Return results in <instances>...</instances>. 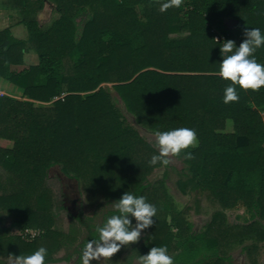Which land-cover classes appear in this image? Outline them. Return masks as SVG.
I'll list each match as a JSON object with an SVG mask.
<instances>
[{
	"label": "trees",
	"instance_id": "16d2710c",
	"mask_svg": "<svg viewBox=\"0 0 264 264\" xmlns=\"http://www.w3.org/2000/svg\"><path fill=\"white\" fill-rule=\"evenodd\" d=\"M45 1L55 9L40 26ZM161 2L0 0L1 8L20 12L29 33L24 41L9 29L0 32V77L22 92L21 98L0 95V210L13 215L17 226L39 231L28 241L0 226V259L43 245L49 264L58 262L54 255L64 237L54 229V196L46 186L54 167L94 195L116 200L130 191L154 203L156 223L146 229L142 254L166 245L168 252L181 253V261L198 253L206 255L198 264H226L235 245L264 242V87L240 90L238 102L225 104L228 82L216 74L219 42L232 39L239 46L245 26L264 31V0H184L166 12L159 11ZM28 52L38 55L39 64L12 70L24 65ZM256 56L264 63V48ZM112 91L146 133L196 130L199 145L190 149L192 158L181 155L188 175L182 172L179 184L209 191L221 206L204 232H193L185 211L174 205L167 173L150 180L170 164H149L158 149L126 123ZM240 207L254 220L229 224L223 210ZM91 236L92 228L81 246ZM243 250L253 256L257 245Z\"/></svg>",
	"mask_w": 264,
	"mask_h": 264
},
{
	"label": "rangeland",
	"instance_id": "374dc122",
	"mask_svg": "<svg viewBox=\"0 0 264 264\" xmlns=\"http://www.w3.org/2000/svg\"><path fill=\"white\" fill-rule=\"evenodd\" d=\"M46 4L47 3H44L43 7L45 13L40 19V23L43 26L48 24V19L51 16L52 10L55 8L54 4L51 2L49 5ZM11 10L15 14V20L20 22L22 19L20 12L15 9ZM138 12L139 14H143L144 7L139 6ZM225 24L228 29H232L234 22L232 19L226 18ZM214 31L217 32L218 38H222L216 28H214ZM186 35V32L182 34V36ZM178 37H181V35H174L172 38ZM2 92L7 96L14 95L9 90H3ZM112 99L122 112L126 123L135 127L140 132L143 139H147L158 149L156 137L144 132L134 123V119L127 113L121 99L114 91H112ZM261 114L264 119V109L261 110ZM226 130L228 132L233 130L232 121L227 122ZM170 160V166L167 169H156L150 176V180L154 182L163 179L164 175L167 173L165 185L174 205L179 211H185V218L191 223L193 232H204L215 212L222 211V208L218 202L214 201L210 192L207 190H192L189 187L182 189L179 182L180 180H185V176H183L184 173L182 172L187 171V167L183 162V157L171 156ZM187 172L185 174H187ZM46 186L52 191L54 196V229L60 232L64 237L62 246L54 255V258L58 260V262L54 264H68V262H71V264H78V257L80 249L82 248L81 244L88 237L91 228L90 225L102 223L106 215L112 214L115 211L112 208V202L115 200L106 198L102 194L94 195L91 189L63 175L59 167H54L49 171V178L47 179ZM223 211L226 214L227 222L231 225H246L254 220V215L250 214L243 207ZM133 222L135 223V221ZM0 226L10 228L12 235H20L28 241L34 240V238L39 235V231L24 229L21 226H17L14 223V216L1 210ZM28 230L35 233H31L30 235V233L27 232ZM146 236L147 231L145 229L142 231L139 241L133 243L131 247L121 248L111 258H101L99 261L93 260L92 264H140L139 256L143 255L141 250L145 243ZM251 244L257 245V251L253 256H250V254L243 250L244 245ZM244 245L237 244L228 250L229 258L226 264H264V242H255L254 240L248 239ZM178 252L177 250L169 252V254L174 257L176 264H198L201 258L206 256L205 254L196 253L194 257L186 258L184 261H181V253ZM9 258H12L14 262L12 263L15 264V258ZM1 261L3 264H8L7 259H0V262Z\"/></svg>",
	"mask_w": 264,
	"mask_h": 264
},
{
	"label": "clouds",
	"instance_id": "9594fccd",
	"mask_svg": "<svg viewBox=\"0 0 264 264\" xmlns=\"http://www.w3.org/2000/svg\"><path fill=\"white\" fill-rule=\"evenodd\" d=\"M184 0H162L159 11L180 8ZM245 39L237 46L232 39L219 42L222 60L217 75L227 81L223 90V102L229 104L240 100V90L259 91L264 87V63L256 53L264 48V31L259 27L243 28ZM158 152L152 154L149 164L168 166L170 157L192 158L190 149L199 145L196 130L189 127H175L154 132ZM115 210L106 215L102 223L90 225L92 239H88L80 249L78 264H92L93 260L111 258L121 248L131 247L141 238L142 231L156 223L157 206L146 196L125 191L112 202ZM135 221V223L133 222ZM140 264H176L166 245L154 246L139 256ZM15 264H49V251L41 245L30 254L15 257ZM71 264V262H68Z\"/></svg>",
	"mask_w": 264,
	"mask_h": 264
},
{
	"label": "crops",
	"instance_id": "0c3cea01",
	"mask_svg": "<svg viewBox=\"0 0 264 264\" xmlns=\"http://www.w3.org/2000/svg\"><path fill=\"white\" fill-rule=\"evenodd\" d=\"M45 3H47L46 5H49L50 1H45ZM54 9L52 10L51 16L49 17L48 21H50ZM44 13H45V9H43L41 12L38 13L39 23H40V19H41L42 15ZM14 16H15V14L11 9H5V8L0 7V32L5 30V29H9L11 31L13 37H15L16 39L25 41L29 37L28 30L21 22L16 21ZM40 26H43V25L40 23ZM38 64H39L38 55H36L33 52H28V53H25V55H24V65L12 66V70L21 71L24 68H28L29 66L38 65ZM3 90H7V91L9 90L10 92H12L14 94V95H11L12 97L21 98V96H22V94H21L22 92H21V90H19L18 87H16L15 85L10 83L9 81L0 77V94H2V95H4L3 94L4 92H2ZM7 261H8L7 262L8 264H11L13 262V259L8 258Z\"/></svg>",
	"mask_w": 264,
	"mask_h": 264
},
{
	"label": "built area",
	"instance_id": "2783aa9c",
	"mask_svg": "<svg viewBox=\"0 0 264 264\" xmlns=\"http://www.w3.org/2000/svg\"><path fill=\"white\" fill-rule=\"evenodd\" d=\"M0 95H2V94H0ZM27 232L30 233V235H31V233H35V232H32L31 230H28Z\"/></svg>",
	"mask_w": 264,
	"mask_h": 264
}]
</instances>
